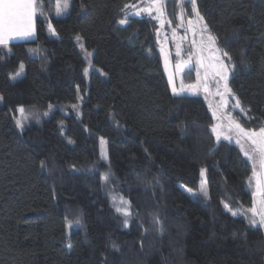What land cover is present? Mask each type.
I'll list each match as a JSON object with an SVG mask.
<instances>
[{
    "label": "trees",
    "instance_id": "16d2710c",
    "mask_svg": "<svg viewBox=\"0 0 264 264\" xmlns=\"http://www.w3.org/2000/svg\"><path fill=\"white\" fill-rule=\"evenodd\" d=\"M137 2L73 0L58 18L57 0H43L35 41L0 47V264H264V229L224 207H252V167L237 145L217 142L203 96L172 93L156 23L128 16ZM196 2L228 54L245 110L234 116L258 129L264 0ZM114 196L131 203L128 227Z\"/></svg>",
    "mask_w": 264,
    "mask_h": 264
},
{
    "label": "snow or ice",
    "instance_id": "6c2138e0",
    "mask_svg": "<svg viewBox=\"0 0 264 264\" xmlns=\"http://www.w3.org/2000/svg\"><path fill=\"white\" fill-rule=\"evenodd\" d=\"M193 5V11L196 12V23L201 24V36L199 44L196 41H193V45L196 47L197 54V83L190 84L187 86V89L191 91L193 94H196L200 87H203L204 92L212 94L209 89V85L206 82L208 80L209 69H211L214 77H219L218 80L215 81L217 85V90L215 95L221 97V104L217 105L216 108L212 111V116L216 120H221L222 118L217 115V112L221 107L227 105L226 95L231 94L232 90L228 86V66L224 63V61L215 55V52L219 51L215 48L217 38L209 32L208 26L203 24V17L200 16L199 12L196 11V0H190ZM182 6V4H181ZM69 7V0H58L56 7V14L58 16L63 15L67 12ZM164 0H150V2L142 8H139L137 11H134L132 14L139 16L142 13H146L149 16L152 15L153 10L157 12V16L155 19H160L161 16L164 15L163 12ZM125 8H136L135 5H125ZM37 16L45 17L44 12V3L43 0H0V47L7 48L8 44L11 40L20 37L24 39L31 38L35 35L36 25L35 18ZM46 18V17H45ZM183 22V11L180 17ZM127 18L120 21V24H126ZM171 23V22H169ZM163 24V22H162ZM189 30H193L195 32V26L192 20L188 21ZM50 32L55 35V29L52 24L49 22L48 24ZM207 33L206 38H204V34ZM173 37L176 35V30L173 29ZM76 39L79 41L81 37L77 36ZM83 48V45H81ZM176 55L180 56V45H177ZM10 51V50H9ZM31 51L35 52L36 49H32ZM163 51V49H162ZM204 51H208L210 55L205 57L203 55ZM90 55V53H89ZM223 56L227 57L228 54L225 52ZM230 59V57H229ZM191 61V54L189 61H185L182 63H178L176 65L177 71L183 70ZM168 56H165V67L167 69L168 66ZM200 68L205 69V75L203 77L205 83L201 85V77H200ZM24 71V65L21 63L19 65V70L13 79H16L19 75H21ZM172 76H169V82L172 83ZM221 81H223V91H220ZM176 88L173 86V93L176 94ZM181 91H184V86H181ZM2 99V98H0ZM212 108V105H209ZM234 108H238L240 112H244V108L241 106L240 101L237 99L234 105ZM20 113V118L15 119L16 126L20 129L25 127V121L29 118L28 115L25 114V109L20 107L17 109ZM44 115H47L45 113ZM223 119L227 120V124L217 123L211 126V132L215 135L217 142L221 140V137L225 140L231 141L232 135L234 134L236 139L235 143L239 145L243 156L245 157V162L249 163L252 167V176L249 177V186L251 189L252 196V207L249 209H241L237 211H233L228 204H224L226 210L231 212L233 217L244 216L248 219L249 225L252 227H264V124L258 129H246L243 127L234 117L231 115H225ZM223 128H227L229 135H225L222 131ZM69 143H73V141L69 140ZM102 144V152L101 158L106 159V153L103 149V145L105 142L101 140ZM246 144L248 147H246ZM41 166H43V162H41ZM206 169H200V176L203 178L205 176ZM103 181L107 184L111 180V174H105L102 177ZM191 193V190H189ZM193 195H197L196 193H192ZM198 195L203 196L205 200L209 199V192L205 187V184L202 182ZM113 207L115 211L123 216L125 219L123 221L124 227L129 226L128 218L132 215L131 212V203L126 200L123 196H114L113 197ZM153 221L156 224H160L158 216H153ZM160 231H163V226H160ZM70 247V245H69ZM113 248L115 250H119L118 246L113 244Z\"/></svg>",
    "mask_w": 264,
    "mask_h": 264
},
{
    "label": "rangeland",
    "instance_id": "374dc122",
    "mask_svg": "<svg viewBox=\"0 0 264 264\" xmlns=\"http://www.w3.org/2000/svg\"><path fill=\"white\" fill-rule=\"evenodd\" d=\"M167 1H169V0H164V7H163L164 15L161 16L159 20L154 18L157 16V12L155 10H153L151 16H149L146 13H142L139 16L132 14L134 11H137L139 8L145 7L150 2V0H138V2L134 4L136 6V8H131V12L128 16L140 17V18H149V19H151V21L153 23H156L158 28L154 34L155 43L157 45L159 53L161 54L162 61H163L164 68H165L166 74L168 76V79H169L170 75L173 78L172 83H170L172 93H173V86H175V88L177 90L175 95H191V96L201 95L206 100L208 107L210 104L212 105V108L209 107V109L212 113L213 109L216 108L217 105L221 104V97L218 95H215V92L217 90V85H216L215 81L218 80L219 77H214L211 69H209L208 80L206 81L209 85L210 92L212 93L211 95L209 93L204 92L202 86L200 87V89L198 90V92L196 94H193L191 91H189L187 89L188 85L197 83V71H196V69L198 67V64H197L196 47L193 45V41L195 40L196 43L199 44L200 40L202 39L201 24L196 23V20H197L196 12L193 11V5L190 2V0H175L176 8H173V10H171L170 7L169 8L166 7ZM170 1H172V0H170ZM57 3H58V0H57ZM181 4H182V6H181ZM72 6H73V0H69V7H68L67 12H65L63 15H60V16H58L56 14L57 17L58 18H64L67 15H69L71 10H72ZM195 7H196V11H198L197 2L195 4ZM171 8H172V6H171ZM182 11H183V22L180 19ZM171 13H173V14H171ZM189 20L193 21V24L195 26V32H193V30H189V26H188ZM162 22H163V24H162ZM169 22H171V23H169ZM203 24H205L204 20H203ZM173 29L176 30L175 37H173V34H172ZM206 36H207V33L204 34V38H206ZM34 39H36V31H35V35L31 38L24 39V38L17 37L15 39L11 40L9 42V44L12 42H30V41H34ZM177 45H180V56L179 57L176 55V51H177L176 46ZM215 48L218 49L217 45H215ZM83 49L86 51L84 45H83ZM162 49H163V51H162ZM90 53H91V55H93V52H90ZM190 54H191L190 63L183 70L177 71L176 65L178 63L189 61ZM166 55L168 56V61H169L167 69L165 67V56ZM203 55L205 57H208L210 55V53L208 51H204ZM215 55L219 56L224 61V63L228 66V81L227 82H228V86H229V79L231 76L232 67L229 65L226 57L223 56V53L220 50L215 52ZM91 67L92 66L90 64L88 71L91 69ZM193 69L196 72L195 78H194L195 82H191V81H193L192 80ZM199 71H200L201 85H202L203 83H205V81L203 79V77L205 75V69L200 68ZM183 80H185L187 82L185 83ZM182 85L184 86V91H181ZM222 85H223V81H221V86H220L221 92L223 91ZM225 98L228 102L227 105L224 107H221L219 109V111L217 112V115L220 116L222 119L219 121L215 119V124H217V123L227 124V120L223 119V117L226 114L231 115L232 117H234L237 120V118L234 116V111L237 109V108H234V105H235L237 98L233 95L232 92H231V94L226 95ZM222 131L224 132L225 135L230 134L228 132L227 128H223ZM231 135L233 137L231 141L225 140L223 138V136L221 137L220 141H226V142H229L231 144L237 145L235 143V139H236L235 135L234 134H231ZM237 146L239 147V145H237ZM246 147H248L247 144H246ZM250 176H252V174ZM248 189L251 192L249 184H248ZM237 210H240V209H237ZM237 210H235V211H237ZM262 228L264 229V227H262Z\"/></svg>",
    "mask_w": 264,
    "mask_h": 264
},
{
    "label": "crops",
    "instance_id": "0c3cea01",
    "mask_svg": "<svg viewBox=\"0 0 264 264\" xmlns=\"http://www.w3.org/2000/svg\"><path fill=\"white\" fill-rule=\"evenodd\" d=\"M34 41H35V39H34Z\"/></svg>",
    "mask_w": 264,
    "mask_h": 264
}]
</instances>
